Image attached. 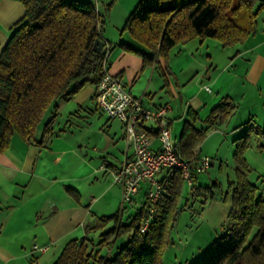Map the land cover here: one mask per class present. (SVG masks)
<instances>
[{
	"label": "trees",
	"instance_id": "1",
	"mask_svg": "<svg viewBox=\"0 0 264 264\" xmlns=\"http://www.w3.org/2000/svg\"><path fill=\"white\" fill-rule=\"evenodd\" d=\"M20 2L25 14L10 29L0 53V155L9 148L14 135L34 140L45 115L57 108L58 101H68L86 85L96 86L103 73L104 50L95 43L102 40L104 22L100 10L96 13L89 0ZM263 8L259 0H139L122 28L138 47L133 42H120L119 46L141 57L145 66L157 64L159 59L166 62L173 47L195 38H215L223 47L232 46L255 33ZM233 111L226 99L202 122L212 126V119L219 116L225 120ZM186 114L180 153L192 167L209 126L196 128L198 114L190 109ZM53 118L43 125L45 132ZM252 132L264 138V126L253 130L246 124L242 135L234 140L236 178L228 182L224 196L218 195V183L202 187L197 185L196 174L191 175L190 200H198L201 210L210 201H225L228 196L231 200L210 253L198 264H264V197L259 186L247 180L242 156L251 145ZM183 184L177 173L162 193L145 232H140L148 208L143 199L125 221L122 214L126 207L85 225V236L69 240L53 264H163L169 231L189 201L187 198L183 206L178 203ZM111 222L113 226L103 232ZM97 232L100 234L95 240ZM125 235L127 242L110 256L109 246Z\"/></svg>",
	"mask_w": 264,
	"mask_h": 264
},
{
	"label": "crops",
	"instance_id": "2",
	"mask_svg": "<svg viewBox=\"0 0 264 264\" xmlns=\"http://www.w3.org/2000/svg\"><path fill=\"white\" fill-rule=\"evenodd\" d=\"M259 1L264 3V0ZM262 12L264 13V8L260 11ZM24 14L25 9L20 0H0V53L9 40L10 29L23 18ZM258 17L257 29L251 35L250 42L243 46L242 51H237L233 60L226 65V69H232L229 73L231 80L247 81L254 87H259L262 94L264 17L261 20H258ZM102 40L107 45L110 41L118 44L123 42V39L114 37L107 30H102ZM190 41L195 50H199L204 43L199 38ZM183 44L186 46L187 42ZM169 60L171 61L170 58ZM170 61L168 63L159 59L157 64L145 66L141 57L126 52L119 46L116 49L110 48L108 68L111 73L122 78L133 96L143 98V104L144 98L147 96V100L150 101V97L145 89L140 90L142 89L139 85L140 80L144 74H148L151 80L155 72H158V78L162 82L161 88H166L169 96L178 99L180 103L185 100L186 113L189 109L198 113L201 108L206 110L207 107L215 106L218 96L209 101L200 99L201 90L194 95L183 90L182 87L189 80L181 81L183 69L175 70ZM208 70L209 67L206 66L202 70L206 77L209 76ZM90 86L89 89H85V95H81L84 90L82 89L68 101H58L54 111L58 114L61 110V118L69 122L72 111L81 110L88 99L94 102L96 86ZM203 91L207 92L204 87ZM226 93V97H231L229 92ZM162 105L170 106L168 118L173 122L171 114L174 109L168 102L147 101L144 104L147 108ZM52 117L54 118L48 131L45 132L44 127L39 126L34 140L14 135L9 148L0 155V264H27L32 261L37 264L42 260L50 263L52 258L46 259L47 254L51 252L59 255L69 240L84 237V226L92 224L99 218V213H105L106 210L99 212L102 211V207H117L120 192L115 187L117 185L109 181L110 171L117 169L125 156L131 155V149L126 144L123 147L121 143V140H124L122 125L120 139L114 132L111 138L108 137L110 139L103 152L93 156V153L83 151L82 139L74 141L68 137L64 130L66 127L59 128L57 132L56 117L55 115ZM105 125L110 128V123L108 125L106 122ZM196 125L197 123L195 124L197 128ZM242 125L234 126L233 132H238ZM171 136L173 141L179 142L180 138H176L172 132ZM256 138L260 140L256 150L264 156V138L259 135H256ZM152 146L154 149L158 148L156 139L153 140ZM112 147L118 150L116 154L111 152ZM262 168L264 171V164ZM262 173L256 185L264 197V172ZM142 186L129 207L138 208L143 201ZM230 208V196L225 201L213 200L204 206L202 215L207 219L215 235L225 223ZM123 215L124 213L122 218ZM33 246L46 248V251L40 253L33 250Z\"/></svg>",
	"mask_w": 264,
	"mask_h": 264
},
{
	"label": "rangeland",
	"instance_id": "3",
	"mask_svg": "<svg viewBox=\"0 0 264 264\" xmlns=\"http://www.w3.org/2000/svg\"><path fill=\"white\" fill-rule=\"evenodd\" d=\"M139 0H98L100 7V15L104 22L103 30H107L115 37L123 39V42L129 41L134 44L131 36L128 32H122L125 20L129 14L134 10ZM109 7V8H108ZM260 13V12H259ZM258 20L264 17V13L258 14ZM251 40V36L248 37L243 43H238L232 46L223 47L222 44L215 38H206L199 50H195L191 41L187 42L186 46L180 43L173 47L168 53L171 59L170 65L183 69L181 72V81H187L182 87L183 90L189 92L190 95H194L197 91L200 92V99L209 100L218 96L219 102H230L234 107V111L230 116H226L225 120H222L219 116L212 119L211 124L209 122H202L209 118L212 109L215 107H207V109L201 108L198 111L199 121H197V128H209L205 132V137L198 145L197 150L199 157H208L212 161V166L203 173L196 174L197 185L206 187L212 183H218L221 187V193L219 197L224 196L227 192L228 182L234 181L235 175V162L233 153L235 151L236 144L234 140L240 137L243 131L246 129V124H250L253 130L262 129L264 126V83L262 84V94L259 87L256 88L247 81L231 80L229 73L232 69H226V65L233 60L237 51H242L243 46L248 44ZM196 43V42H195ZM138 47L137 44H134ZM110 48L116 49L119 44L115 41H110ZM177 54L179 56H177ZM264 54V51H263ZM170 55V56H169ZM175 57V58H174ZM209 67L207 73L210 78L203 75V68ZM206 70V69H205ZM186 78V79H184ZM191 78V79H189ZM193 78V79H192ZM264 82V80H263ZM140 87L150 97V101L154 103L168 102L174 109L171 114L173 120L171 125V132L177 138L183 131L184 122L188 119L185 112V100L183 103L176 98L169 96L166 88L162 87V82L158 78V72H155L153 78L149 80L148 74H144L141 78ZM91 86L86 85L82 90L81 95H85V89H89ZM203 87H209L211 94L204 92ZM222 91V92H221ZM226 92L231 94V97H226ZM230 96V95H229ZM144 98V102H150ZM94 101V100H93ZM144 103V104H145ZM67 105V103L65 104ZM61 113V110H59ZM60 113H56L54 109H50L45 115L42 127L47 121H49L53 115L56 117V131L63 129L70 139L74 141L82 139L84 143L82 148L84 152L93 153V156L99 155L106 148L109 139L113 133L116 132L117 138L120 139L121 124L117 120H107L108 117L103 114L96 106L95 101L90 99L83 105L79 111H72L69 122L66 119L61 118ZM57 114V115H56ZM170 115V114H169ZM106 122L110 128L106 127ZM60 124V127H59ZM238 132H233L234 126L242 125ZM60 128V129H59ZM110 137V138H108ZM260 142L257 140L256 134L251 133L250 146L243 152L245 163L248 169L247 180L249 182L258 184L260 174H263L264 156L256 150V145ZM122 146L125 147L124 140H121ZM217 149V154H216ZM111 152H118L115 148H111ZM217 155V157H215ZM220 165L222 167L220 168ZM109 181L113 184L112 176L110 175ZM258 186V185H257ZM117 191L120 192L118 186H115ZM144 185L142 186L144 194ZM190 187L187 182L184 181L183 191L180 194L179 205H186V199L188 198L187 205L177 216L176 222L168 234V246L165 248L162 256L163 264H198L205 256L210 253L211 244L217 237L215 232L210 228L207 219L203 217L204 210H201L199 201L192 202L190 199ZM120 198L117 203V207L104 208L102 211L105 213H99L101 216H112L116 213H120ZM101 203V202H100ZM100 206V205H99ZM136 207L126 206L123 215V221L126 220L128 215L135 212ZM113 223H109L103 229V232L110 229ZM100 232L93 235L95 240L98 239ZM92 235V234H91ZM128 240V235L117 238L110 246V256H113L118 248H121ZM106 250H102L101 253L105 254ZM58 254V253H57ZM49 252L46 259L52 258V261L42 260L37 264H53L58 255ZM32 261V260H31ZM46 262V263H45ZM27 264H36L35 261Z\"/></svg>",
	"mask_w": 264,
	"mask_h": 264
},
{
	"label": "built area",
	"instance_id": "4",
	"mask_svg": "<svg viewBox=\"0 0 264 264\" xmlns=\"http://www.w3.org/2000/svg\"><path fill=\"white\" fill-rule=\"evenodd\" d=\"M96 13L100 7L98 0H89ZM103 73L96 85L94 101L100 111L109 120H117L122 125L123 139L131 155L125 156L117 169L110 171L113 184L121 193L120 210L133 203L141 186L145 185L147 214L140 232L146 231L151 218L156 212L157 203L177 173L188 186L193 182L192 173L198 174L208 170L211 159L197 157L191 167L181 157L180 144L172 140L171 120L168 118L170 106L162 105L147 108L142 97L133 96L124 85L122 78L110 72L108 56L110 46L103 47ZM204 90L210 93L209 87ZM158 148H153V140ZM33 250L44 253L46 248L33 246Z\"/></svg>",
	"mask_w": 264,
	"mask_h": 264
},
{
	"label": "water",
	"instance_id": "5",
	"mask_svg": "<svg viewBox=\"0 0 264 264\" xmlns=\"http://www.w3.org/2000/svg\"><path fill=\"white\" fill-rule=\"evenodd\" d=\"M105 45V42L103 40H97L95 43V46L98 47V49L102 50Z\"/></svg>",
	"mask_w": 264,
	"mask_h": 264
}]
</instances>
